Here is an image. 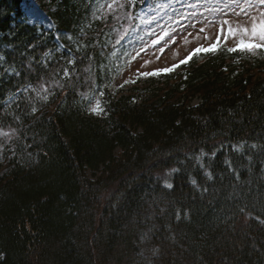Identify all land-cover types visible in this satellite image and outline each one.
Returning a JSON list of instances; mask_svg holds the SVG:
<instances>
[{
    "label": "trees",
    "instance_id": "obj_1",
    "mask_svg": "<svg viewBox=\"0 0 264 264\" xmlns=\"http://www.w3.org/2000/svg\"><path fill=\"white\" fill-rule=\"evenodd\" d=\"M25 1L0 0V264H264V49L221 43L96 117L127 47L108 0H50L54 26Z\"/></svg>",
    "mask_w": 264,
    "mask_h": 264
},
{
    "label": "rangeland",
    "instance_id": "obj_2",
    "mask_svg": "<svg viewBox=\"0 0 264 264\" xmlns=\"http://www.w3.org/2000/svg\"><path fill=\"white\" fill-rule=\"evenodd\" d=\"M107 2L100 13H93L92 18L102 19L103 22L112 21L116 27L114 47L121 41L127 47L116 62L110 83L102 87L87 108L88 114L92 116L103 115L104 112L96 115L92 108L99 104L104 109L105 92L115 95L121 89L117 85L124 79H129L131 83L140 77V72L178 64L196 47H207L217 38L230 48L235 47L240 39L264 43L258 37H253L251 31L247 34L242 31L245 27L251 30L253 23L258 25L264 20V4L260 0H154L135 15L127 11L132 0ZM24 6L31 21L50 22L54 26L51 18L54 7L50 0H26ZM224 21H228V24L225 25ZM221 26L224 28L222 34ZM229 26L237 30L235 36L228 35ZM157 40L159 43H154ZM118 51L117 48L113 50L114 53ZM136 68H139V72H136ZM133 72L136 74L132 75ZM199 103L200 100L195 99L192 104L196 106ZM1 132L9 133L7 130ZM244 147L240 145L236 150L242 152ZM205 157L204 153L199 155L197 164L205 175L211 177L204 163ZM174 172L176 170L169 175ZM167 184H171L168 179ZM193 184H196L194 180Z\"/></svg>",
    "mask_w": 264,
    "mask_h": 264
},
{
    "label": "snow or ice",
    "instance_id": "obj_3",
    "mask_svg": "<svg viewBox=\"0 0 264 264\" xmlns=\"http://www.w3.org/2000/svg\"><path fill=\"white\" fill-rule=\"evenodd\" d=\"M260 3L264 4V0H260ZM224 24L227 25L228 21H224ZM201 31H203V29H201ZM223 31L224 28L223 26H221L220 33L222 34ZM227 31L230 37L235 36L237 34V30L233 29L231 26L228 27ZM242 31L244 34H247L249 31H251L253 37H258L260 41L264 42V20H262L258 25L253 23L251 30L245 27L242 29ZM165 35H168V33H165ZM154 43L158 44L159 40L155 41ZM220 46H221V41L219 38H217L215 42L211 43L208 47H203V46L196 47L194 50L190 52L189 55H187L184 59L180 60L178 64H173L170 67H165L155 71L140 72V76L155 77V76L172 73L176 69H178L181 65H186L187 63H189V61H191L194 56L199 55L201 53L203 54L215 53L216 51L219 50ZM255 49H264V43H257L250 40L240 39L239 43L235 47L229 48L228 51L233 53L244 52V51L251 52ZM136 72H139V68H136ZM136 72H133L132 75H135ZM129 82H130L129 79H124L121 83L117 85V87L123 88ZM131 82L135 83V81H131ZM101 95H103V93H101ZM44 99H47V97L45 96ZM32 111L35 112L36 109L34 108ZM92 112L95 113L96 115H100L101 113L104 112V109L99 104H97L95 107L92 108ZM4 135L7 136L9 135V133H4ZM167 187L171 188L172 185L167 184ZM241 211L243 212L244 209L242 208ZM255 219L259 220L260 224H264V219H260L259 217H255Z\"/></svg>",
    "mask_w": 264,
    "mask_h": 264
}]
</instances>
